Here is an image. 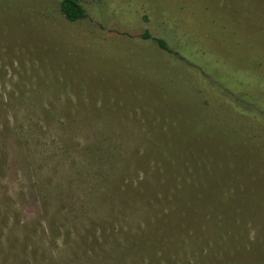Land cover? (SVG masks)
<instances>
[{
    "label": "rangeland",
    "instance_id": "1",
    "mask_svg": "<svg viewBox=\"0 0 264 264\" xmlns=\"http://www.w3.org/2000/svg\"><path fill=\"white\" fill-rule=\"evenodd\" d=\"M81 1L0 0V264H264V0Z\"/></svg>",
    "mask_w": 264,
    "mask_h": 264
},
{
    "label": "trees",
    "instance_id": "2",
    "mask_svg": "<svg viewBox=\"0 0 264 264\" xmlns=\"http://www.w3.org/2000/svg\"><path fill=\"white\" fill-rule=\"evenodd\" d=\"M93 2L94 1H92L91 3ZM87 6L88 3H85L81 0H59L58 15H60L62 17V20L65 21L67 24L77 23L78 21L84 20L87 17ZM180 11L182 12L181 7H180ZM143 37L147 39H152L151 35L149 34H144ZM153 40L160 46L161 49L169 52L171 51V49L168 48V45L164 40L160 38L159 39L153 38ZM253 94H260L264 96V88L261 87V90H257L254 93L244 92V91L239 92V99L246 104L248 110L241 107L239 109L240 111L243 109L245 112H250L252 117H257L264 121V111H259L255 107L256 104L254 103V100L252 98ZM263 126H264V122L260 124L258 134L260 133V128ZM2 248H3V244L0 245V260L2 258L3 261L8 256L7 254L9 250H7L5 247L3 249ZM8 260L9 259H7L6 261Z\"/></svg>",
    "mask_w": 264,
    "mask_h": 264
}]
</instances>
